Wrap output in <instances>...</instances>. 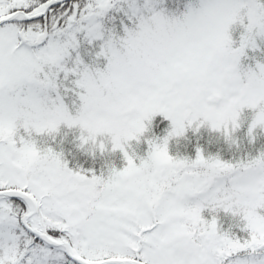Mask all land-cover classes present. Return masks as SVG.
Returning a JSON list of instances; mask_svg holds the SVG:
<instances>
[{
	"label": "snow or ice",
	"instance_id": "snow-or-ice-1",
	"mask_svg": "<svg viewBox=\"0 0 264 264\" xmlns=\"http://www.w3.org/2000/svg\"><path fill=\"white\" fill-rule=\"evenodd\" d=\"M257 39L264 0H198L179 16L153 0H0V264H264V153L167 149L202 126L230 139L245 108L249 136L264 129V63L241 67ZM156 116L170 128L137 164L125 149ZM61 125L100 152L109 138L126 166L104 178L37 150L33 135ZM205 210L238 217L247 235L219 233Z\"/></svg>",
	"mask_w": 264,
	"mask_h": 264
},
{
	"label": "trees",
	"instance_id": "trees-1",
	"mask_svg": "<svg viewBox=\"0 0 264 264\" xmlns=\"http://www.w3.org/2000/svg\"><path fill=\"white\" fill-rule=\"evenodd\" d=\"M156 7L171 16H179L187 10L183 2L178 4L176 0L159 1ZM170 11L171 13H169ZM242 32L243 29L239 24L230 27L229 35L233 41V47L239 46ZM256 45L255 50L247 49L245 51V55L241 58L242 68L255 69L257 63H264V40L257 39ZM78 51L84 63L91 64L94 57L93 50L85 44ZM104 65L105 61H99L98 67L101 70H103ZM64 100L70 113L75 115L79 107L78 99L68 94ZM254 114L252 109L245 108L241 111L237 121L239 127L232 132L230 139H226L222 132L213 131L208 126H202L198 131L188 129L183 136L169 140L168 153L173 159L191 160L195 158L199 149L205 158L219 157L226 161L253 159L264 153V129L257 127L251 136L248 134V128ZM169 128V121L164 120L161 116H156L148 124V130L144 135L138 141H129L125 150L129 156L135 157L134 162L138 164L139 160L147 154V141L156 140L158 142L167 135ZM80 136L79 128H68L61 125L57 132L52 135L41 134L37 136L34 134L33 140L37 150L43 152L51 149L60 156L62 162L72 171L103 175L106 178L110 171H120L126 166L123 154L119 150H111V143L108 138H103L106 147L105 151L100 152L91 145L81 146ZM259 212L264 215V210H259ZM202 216L207 220H211L215 216L219 233H227L237 237L247 235L241 231L243 225L239 218L224 213L222 210L215 213L205 210Z\"/></svg>",
	"mask_w": 264,
	"mask_h": 264
},
{
	"label": "rangeland",
	"instance_id": "rangeland-1",
	"mask_svg": "<svg viewBox=\"0 0 264 264\" xmlns=\"http://www.w3.org/2000/svg\"><path fill=\"white\" fill-rule=\"evenodd\" d=\"M159 1H163V0H153V2H154V4L155 5H157L158 4V2ZM177 2H178V4H180V3H184L185 5H186V8L191 4V5H193V6H196L197 4H198V0L196 1V3H194L192 0H176ZM185 1V2H184ZM169 13H171V11L169 12ZM105 63H106V61H105ZM63 102L65 103V105H66V107H67V104H66V102H65V100H63ZM72 114V113H71ZM74 115V114H73ZM107 138V137H106ZM98 139H100V138H98ZM108 140L110 141V139L108 138ZM169 154V153H168ZM170 156V155H169ZM171 157V156H170ZM205 219V218H204ZM205 220H207V219H205ZM216 222H217V220H216Z\"/></svg>",
	"mask_w": 264,
	"mask_h": 264
}]
</instances>
